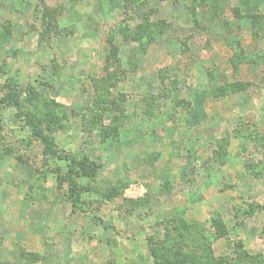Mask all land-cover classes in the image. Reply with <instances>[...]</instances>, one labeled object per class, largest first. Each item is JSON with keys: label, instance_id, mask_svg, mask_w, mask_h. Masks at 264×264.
<instances>
[{"label": "rangeland", "instance_id": "obj_1", "mask_svg": "<svg viewBox=\"0 0 264 264\" xmlns=\"http://www.w3.org/2000/svg\"><path fill=\"white\" fill-rule=\"evenodd\" d=\"M135 1L0 0V264H264V0Z\"/></svg>", "mask_w": 264, "mask_h": 264}, {"label": "trees", "instance_id": "obj_2", "mask_svg": "<svg viewBox=\"0 0 264 264\" xmlns=\"http://www.w3.org/2000/svg\"><path fill=\"white\" fill-rule=\"evenodd\" d=\"M127 1V5L128 4H133V2H136L135 0H126ZM126 5V7H127ZM146 29H148V32H150V27L148 25H142L141 23L138 25V27L136 28V34L134 35V37L137 35L139 38L140 36H144L143 34H141L140 32L145 31ZM110 42H112V39H108ZM118 49L115 45H112V51H110V53L107 56V61L110 62L111 60H119L118 59ZM31 114H27V120L28 122L32 125L33 128V133L34 136L37 137L38 139L42 140L45 146V152L46 153H56V149H55V145L53 144V142H51L52 140L49 138V136H46L44 134V128L42 125L43 123H46L47 121L44 119V117L42 118V116H40L37 113H33L30 112ZM30 115V116H29ZM75 163V161L73 160L72 163ZM93 162H91L90 160H88L87 158H85L82 161H79L76 164V167H70V171H73V173L76 174V177L80 178L82 176H84L85 172L90 170V172L93 171V169H95L94 167H92ZM75 166V165H74ZM74 175V174H73ZM61 181L62 180H70V186L72 187V198L75 204H79L81 199H80V190L82 188L81 185H79V182L77 181L76 178L74 177H60ZM182 222V221H181ZM165 249V246L163 247ZM151 254L154 257L155 261L157 264H169L167 262H169L170 258H168L167 254L165 253H161V251L159 249H156V247H152L151 249ZM166 261V262H165Z\"/></svg>", "mask_w": 264, "mask_h": 264}]
</instances>
